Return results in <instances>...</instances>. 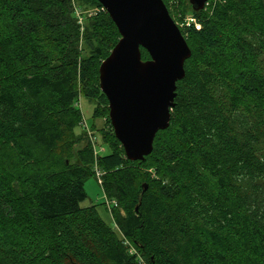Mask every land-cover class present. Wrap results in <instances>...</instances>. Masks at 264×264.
<instances>
[{"label":"trees","instance_id":"16d2710c","mask_svg":"<svg viewBox=\"0 0 264 264\" xmlns=\"http://www.w3.org/2000/svg\"><path fill=\"white\" fill-rule=\"evenodd\" d=\"M188 2L202 26H180L192 54L170 125L133 161L100 86L121 38L103 4L0 0V264H264V0ZM98 166L113 224L83 205Z\"/></svg>","mask_w":264,"mask_h":264},{"label":"water","instance_id":"95a60500","mask_svg":"<svg viewBox=\"0 0 264 264\" xmlns=\"http://www.w3.org/2000/svg\"><path fill=\"white\" fill-rule=\"evenodd\" d=\"M121 38L100 66L109 117L128 159L152 153L158 131L169 127L177 82L192 51L164 0H99ZM208 0H190L202 10ZM141 47L151 58L143 60Z\"/></svg>","mask_w":264,"mask_h":264},{"label":"rangeland","instance_id":"374dc122","mask_svg":"<svg viewBox=\"0 0 264 264\" xmlns=\"http://www.w3.org/2000/svg\"><path fill=\"white\" fill-rule=\"evenodd\" d=\"M169 1L171 4V9L173 11V16L175 18L172 15L171 16L173 17V19L175 20V22L178 24L179 27L180 26L186 27L185 21L191 15V10L188 5L189 0H169ZM184 8L186 9L182 12ZM87 12L89 16H92V15L97 14L98 9L97 7H92V8H89ZM81 49H82V56L88 57L90 54L91 48L83 40L81 41ZM95 106H96L95 101H91L84 96L80 98V108L83 113V118L86 121L89 129H91L88 131L90 132V134L87 133V136L89 137L90 142L92 143L93 147H97L98 150L99 148H101L102 150L105 149V152H109L110 151L109 147H107V145L103 143L100 136L102 135L103 137V135L105 136V134L106 136L110 135L111 129H112L110 120L107 115H102L97 118L94 112ZM103 107L104 106L102 105L101 108ZM94 124L97 125L96 127L97 129L96 128L92 129ZM96 134H97V138L94 140L93 136H95ZM90 135L92 137H90ZM106 136L105 138L107 139ZM82 146H83V143L76 144L75 148L78 149V148H81ZM98 169L101 175L96 173L95 174L96 176L88 177L85 181V188L88 194V198L86 199V201H84L83 205L87 206L93 203L96 204L98 206V211L100 212L103 219L107 223L113 224V216H112L113 207L110 204V200L105 195L104 189L101 184V181L103 180V175L105 172L100 167ZM115 229H116L118 236L123 239V235L121 231L117 228Z\"/></svg>","mask_w":264,"mask_h":264},{"label":"built area","instance_id":"2783aa9c","mask_svg":"<svg viewBox=\"0 0 264 264\" xmlns=\"http://www.w3.org/2000/svg\"><path fill=\"white\" fill-rule=\"evenodd\" d=\"M185 22H186V26L195 25V27H196L197 29H200L201 26H202L201 23L199 22L198 18L195 17V15H193V14H191V15L186 19ZM89 134H90V132H89ZM90 136H91V135H90ZM91 137H92V136H91ZM93 139L95 140V136H93ZM96 170H97V174L101 175L99 169L97 168ZM110 204H111V205H112V204L117 205V202H116L115 200H113V201H110Z\"/></svg>","mask_w":264,"mask_h":264}]
</instances>
